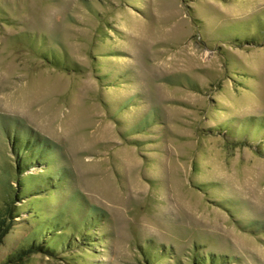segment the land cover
Instances as JSON below:
<instances>
[{
  "label": "rangeland",
  "instance_id": "obj_1",
  "mask_svg": "<svg viewBox=\"0 0 264 264\" xmlns=\"http://www.w3.org/2000/svg\"><path fill=\"white\" fill-rule=\"evenodd\" d=\"M3 124L0 264H264V0H0V209Z\"/></svg>",
  "mask_w": 264,
  "mask_h": 264
},
{
  "label": "trees",
  "instance_id": "obj_2",
  "mask_svg": "<svg viewBox=\"0 0 264 264\" xmlns=\"http://www.w3.org/2000/svg\"><path fill=\"white\" fill-rule=\"evenodd\" d=\"M18 126V125H17ZM21 131V133H19ZM1 132L7 137L10 150L15 158V180L17 182V186L10 185V189L8 191V201L4 209H0V247L3 244V238L6 233L9 231L11 225H13V221L19 212H16V207L18 202H22L25 198L23 197V191L28 183L24 182V179L27 177L25 173L28 172L34 165L44 163L43 159L46 155L52 152V144L51 141L47 138L40 137L38 133H36L32 128H21V126L12 128L7 124H3L1 128ZM31 177V181L37 182L34 178L35 176L28 174ZM65 174L60 170L58 173L51 175L46 179H40L37 182L38 188L30 189L29 194L38 193V191L42 192L44 189H51L56 186L58 180H62ZM96 212L95 208H91L88 215L83 219L84 225L87 227L91 223L90 217L94 215ZM47 229L56 230V226L47 225ZM83 231H80L77 238L80 239L83 236ZM81 236V237H80ZM69 237L66 238V242H62L63 245H67L69 242ZM40 241L37 239H32L28 241L29 248L23 249L19 253H25L28 250H33L37 247V249H44L43 246H39ZM37 243V244H36ZM69 244V243H68ZM49 246H46L44 251ZM17 255L12 256L9 259V263L15 261ZM222 257H216L212 254L206 255L205 257H200L199 259H194L193 264H220L224 259Z\"/></svg>",
  "mask_w": 264,
  "mask_h": 264
}]
</instances>
